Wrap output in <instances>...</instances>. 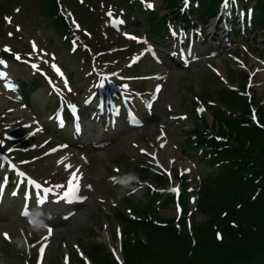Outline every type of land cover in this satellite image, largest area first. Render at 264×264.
I'll list each match as a JSON object with an SVG mask.
<instances>
[{
  "label": "rangeland",
  "instance_id": "374dc122",
  "mask_svg": "<svg viewBox=\"0 0 264 264\" xmlns=\"http://www.w3.org/2000/svg\"><path fill=\"white\" fill-rule=\"evenodd\" d=\"M62 2L73 35L69 28L51 26L46 10H41L43 0H0V61H12L10 66L0 63V73L2 66L4 72L10 70L12 86L0 76V142L9 137L0 145V180L12 170L10 161L31 176L21 177L24 182L18 191L21 178L14 173L18 179L10 182L12 186L0 182L1 264H76L82 258L80 246L93 242L121 254L114 214L129 212L133 206L142 211L150 204L159 215L177 221L178 204H151L143 191L139 176L147 163L168 171L173 184L170 190L189 188L188 193L194 195L190 200L192 223H204L207 217L195 209V194L213 170L186 136L195 127L218 131L213 115L226 111L227 105L220 103L221 95L228 94L224 90L239 95L242 90L241 96L253 100L254 113L264 105V28L255 31L252 26L240 37L228 32L223 41L210 34L213 20L206 21L203 35L196 33L194 42L189 41L191 52L184 64L175 48L185 36L180 29L174 30L172 24L163 40L147 32L146 22L138 30L134 19L121 15L143 17L148 10L161 22L168 15L162 0H142L145 10L138 2L121 0ZM185 7L177 4L174 15L182 16ZM215 24L223 32V24ZM6 49L25 62L13 59ZM26 61L44 64L43 81L29 99L17 82H30L40 72ZM157 82L161 85L158 92ZM109 94L112 99L103 103ZM61 101L87 120L79 131L55 121ZM115 104L118 112H113ZM124 104L131 106V118L121 115ZM59 156L64 162L57 163L63 168L54 163ZM69 165L70 170L76 166L77 173L81 171L76 196L84 198L71 203L61 198L72 175L65 172ZM130 174L135 179L121 183ZM184 177L187 182L183 184ZM37 193L45 198L44 203L37 202Z\"/></svg>",
  "mask_w": 264,
  "mask_h": 264
},
{
  "label": "trees",
  "instance_id": "16d2710c",
  "mask_svg": "<svg viewBox=\"0 0 264 264\" xmlns=\"http://www.w3.org/2000/svg\"><path fill=\"white\" fill-rule=\"evenodd\" d=\"M121 1L131 3V0ZM164 1L171 17L177 4L184 0ZM191 1L193 8H197L193 9L191 17L199 15L204 21L210 13L217 11L221 0ZM59 2L46 1V19L58 29H66L64 17L59 12ZM244 2L246 9H249L248 3H254V24L256 28H264V0ZM131 17L135 19L136 28H140L143 21L136 16ZM145 17L150 26L148 32L160 35L162 23L159 19L151 15ZM173 20L180 21L178 18ZM23 88L28 87L25 85ZM224 92L230 94L221 95L220 103L227 105L226 111L218 110L213 115L218 131L215 129L216 132L211 133L206 127H196L187 136L190 146L201 151L202 161L213 170L211 177L202 181L196 192L197 209L207 220L201 224L192 223V232L188 230L190 194L187 188L180 196L183 212L177 221L159 215L150 204L142 211L133 206L134 219L126 212H115L125 237L122 246L124 264L263 263L264 106L259 107V127L249 116L250 102L227 90ZM140 177L163 190L171 184V180L158 173L152 165L144 167ZM183 181L186 183L187 178L184 177ZM148 195L151 204L159 202L167 206L175 202L174 195L170 193L148 192ZM217 234L222 238L218 239ZM81 247L93 264H120L102 244ZM76 264L85 262L80 259Z\"/></svg>",
  "mask_w": 264,
  "mask_h": 264
},
{
  "label": "snow or ice",
  "instance_id": "6c2138e0",
  "mask_svg": "<svg viewBox=\"0 0 264 264\" xmlns=\"http://www.w3.org/2000/svg\"><path fill=\"white\" fill-rule=\"evenodd\" d=\"M148 7H152V5L149 4ZM109 14H111V13H109ZM9 22H10V21H9ZM9 35H11V33H10ZM33 48H34V50H35V45H33ZM6 51H10V49H6ZM16 59L19 60L20 57L17 56ZM0 63H3V61H0ZM32 67H33L34 69H36V68H37V65H32ZM56 71H57L58 74L63 75L62 73H60L59 69H56ZM3 75H4L3 73H0V76H3ZM100 86L103 87V84H101ZM65 87H67V81H65ZM68 90L71 91L70 88H69ZM156 91H157V92L159 91V87H157ZM149 107H150V105H149ZM198 111H199V112H202V111H203V108L198 109ZM253 115L255 116V114H253ZM60 126H61V127L63 126V122H62V121H61ZM77 131H79V129H77ZM2 143H3V142H0V145H2ZM162 146H163V145H162ZM61 147H66V146H61ZM54 151H55V150H54ZM142 151H143V150H142ZM154 158H155V157H154ZM0 166H2V165H0ZM12 167L15 168V165H12ZM66 167H69V166H66ZM19 175H20V176H24L23 173H19ZM23 182H24V181H21V183H23ZM29 183H31L33 186H35V187H37V188L40 187L35 181H31V180H29ZM56 187L64 188L65 186H64V185H57ZM89 187H90V186H89ZM45 191H46V192H50L51 189H47V190H45ZM78 191H79V177L76 175V173H72L71 178H70L69 181H68L67 191L64 193V196L61 197V198L67 199L69 203H71L73 199H84V198H78V197L76 196V193H77ZM172 191H174V192H178V189H175V188H174V189H172ZM13 194L15 195V193H13ZM37 198H38L37 202H38L39 204H42V203L45 202V198H41L39 193H37ZM69 198H70V199H69ZM23 214H24V215H28V212L25 211ZM49 232H51V229H49ZM6 235H7V234H5V236H6ZM217 238L220 239V238H222V237H221L219 234H217ZM45 239H46V238H45ZM43 252H44V247L42 246V247L40 248L41 256L43 255Z\"/></svg>",
  "mask_w": 264,
  "mask_h": 264
},
{
  "label": "bare ground",
  "instance_id": "6f19581e",
  "mask_svg": "<svg viewBox=\"0 0 264 264\" xmlns=\"http://www.w3.org/2000/svg\"><path fill=\"white\" fill-rule=\"evenodd\" d=\"M212 23H211V27H212ZM230 27V26H229ZM211 35H213V38L214 39H216V40H218V39H220V40H225V38L227 37L226 35H227V31L226 30H224L223 32H219V28H218V26H216V25H214V27L212 28V30H211V33H210ZM37 65V64H36ZM6 75L7 76H10L11 74L10 73H6ZM157 84L159 85L160 83L159 82H157ZM145 149V148H144ZM60 157H62V156H59V158L58 159H56L55 161H54V163H56V165L57 166H59L60 164H58L57 163V161H60V162H64L63 160H61L60 159ZM63 164V163H62ZM75 167L76 166H74L72 169L74 170L75 169ZM59 168H63L62 166H59ZM70 168H71V165H69V167L67 168V171H65V172H72L73 173V170L71 169L70 170ZM76 172V170H74V173ZM76 175L79 177V181L82 179V177H81V171H80V173L79 174H77L76 173ZM79 184H81V181L79 182ZM0 264H1V262H0Z\"/></svg>",
  "mask_w": 264,
  "mask_h": 264
},
{
  "label": "clouds",
  "instance_id": "9594fccd",
  "mask_svg": "<svg viewBox=\"0 0 264 264\" xmlns=\"http://www.w3.org/2000/svg\"><path fill=\"white\" fill-rule=\"evenodd\" d=\"M133 179H135V177L130 174L126 179L122 180L121 183H127L128 181H131Z\"/></svg>",
  "mask_w": 264,
  "mask_h": 264
}]
</instances>
